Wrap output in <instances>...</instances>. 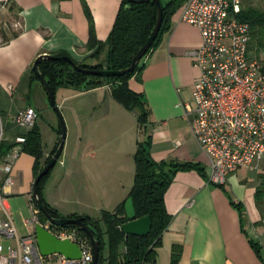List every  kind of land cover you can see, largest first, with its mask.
<instances>
[{
	"label": "crops",
	"instance_id": "1",
	"mask_svg": "<svg viewBox=\"0 0 264 264\" xmlns=\"http://www.w3.org/2000/svg\"><path fill=\"white\" fill-rule=\"evenodd\" d=\"M122 1L85 0L100 42L107 40ZM89 32L82 0H0V127L4 142L11 145L31 130L15 124L19 112L32 108L39 117L45 106L48 97L44 87L31 80L40 56L66 53L80 65L105 63L106 52L92 57L94 51H88ZM200 44L198 29L181 22L177 12L161 45L144 59L140 78L129 81V88L143 96L150 110L152 158L156 162L199 164L204 170L203 175L192 170L175 176L165 196L172 219L156 248L155 262L150 264H171L174 248L180 255L176 264H264V223L255 199L264 181V159L230 174L226 187L209 184L207 157L185 116V106L192 107L187 101L191 97L193 102V86L199 76L188 52ZM63 89L67 94L60 106L82 97H86L84 102L95 103L98 93L105 90L113 99L107 86L90 91ZM133 115V111L119 110L108 129L97 121L80 122L73 132L68 125L60 157L63 161L44 189V199L61 216L100 220L104 212L113 213L127 201L140 141L138 114ZM61 126L46 141L38 125L43 163L58 148ZM34 163L35 158L25 152L15 162L14 184L5 191L8 208L10 196L31 200ZM233 203L241 204L242 215ZM252 240L261 246L260 255Z\"/></svg>",
	"mask_w": 264,
	"mask_h": 264
},
{
	"label": "built area",
	"instance_id": "2",
	"mask_svg": "<svg viewBox=\"0 0 264 264\" xmlns=\"http://www.w3.org/2000/svg\"><path fill=\"white\" fill-rule=\"evenodd\" d=\"M243 0H186L178 11L181 22L198 29L201 44L188 52L199 76L194 83V106H185L190 131L207 157L208 183L226 187L228 176L264 159V70L263 62L249 50L251 29L241 20ZM11 90L12 87L9 86ZM38 115L29 108L19 112L15 124L32 129ZM0 127V144L3 142ZM24 136L0 163V264H93L88 238L76 230L41 220L31 196L33 231L19 236L6 205V190L14 184L15 162L23 153ZM40 226L59 240H70L81 251L80 259L62 255L42 257L35 236ZM7 242L5 252L4 243ZM55 257L52 262L51 258Z\"/></svg>",
	"mask_w": 264,
	"mask_h": 264
},
{
	"label": "trees",
	"instance_id": "3",
	"mask_svg": "<svg viewBox=\"0 0 264 264\" xmlns=\"http://www.w3.org/2000/svg\"><path fill=\"white\" fill-rule=\"evenodd\" d=\"M185 2L186 0H160L163 18L158 36L151 49L131 74L122 77L100 78L76 72L65 61L45 59L38 64L40 74L44 77L54 95L60 88L69 87L80 91H90L107 86L110 88L113 99L121 104L124 109L138 112L139 131L145 137L137 143V150L134 155L136 172L128 198L133 200L137 219L151 216L152 229L147 237H126L121 231V226L128 222L125 217V202L120 204L113 213L104 212L100 220L88 216H69L65 218L44 199V189L53 169L39 182V192L43 205L52 218L56 220L84 218V224L100 245L99 264L154 263L156 248L159 247L161 237L172 219L165 206L166 192L179 172L195 170L202 175L204 172L199 164L176 161L156 162L152 158V136L149 129L150 110L143 100V96L129 88V81L132 78H140L145 69L144 59L161 45L164 36L171 30L173 16ZM82 3L90 25L87 49L88 51H94L92 57H99L100 54L106 52L105 63L97 66H87L80 65L66 53H59L54 56L69 57L78 66L91 70L120 71L129 68L133 58L145 45L156 25L158 10L154 0H146L142 4L123 0L113 28L105 42H100L97 39L90 10L85 0H82ZM240 18L250 25L251 41L249 50L255 58L263 62L264 70V7L255 5L253 0H243V10ZM31 80L40 82L33 70L31 71ZM59 132L62 135V126ZM24 137L26 141L23 144V152L35 158L34 176L36 180L51 157L45 163L42 162L43 142L37 124ZM12 147L13 144L9 145L4 141L1 142L0 163ZM56 151L57 149L51 155L54 156ZM255 199L264 223V181H261L260 186L257 188ZM33 201L35 202L34 199ZM233 206L241 212V215L243 214L241 204L233 203ZM41 220H45L43 215H41ZM63 228L76 230L80 235L88 238L84 232L75 226ZM251 245L256 253L260 255L261 246L259 243L252 240ZM122 247L125 248L123 252L121 251ZM179 256V252L174 248L171 264H176Z\"/></svg>",
	"mask_w": 264,
	"mask_h": 264
},
{
	"label": "water",
	"instance_id": "4",
	"mask_svg": "<svg viewBox=\"0 0 264 264\" xmlns=\"http://www.w3.org/2000/svg\"><path fill=\"white\" fill-rule=\"evenodd\" d=\"M128 1L142 4L146 0H128ZM154 2L158 10V18H157L156 25L150 37L148 38L147 42L145 43V45L139 50L137 55L133 58L132 64L129 68L125 70H120V71H109L106 69L91 70V69H86L81 66H78L69 57H56L52 55L40 56L35 61L33 68H32L33 72L39 78L42 86L44 87L46 91L51 108L55 112H57L60 118L61 125H62V136H61V141L59 143L57 151L55 152L54 156H52V158L49 160V162L44 166L40 175L35 180L34 185H33L32 197L35 200V203L40 213L45 217V219L49 220L54 226H58L62 228L67 227V226H75L86 234L90 242L91 249H92L93 264H99L100 245H99V242L95 239L92 232L84 224V218L60 219V220H56L52 218L49 215V213L46 211V208L43 205V200L40 196L39 182L44 176H46L55 167V165L59 161L62 155L63 149H64L65 141H66V128H65L64 120L62 119L59 113L58 107L56 105L55 95L50 89L44 77L40 74L39 69H38V64L39 62L45 59L51 60V61H65L68 64H70V66L76 72L90 75V76H96L100 78L122 77V76L133 73L135 71L137 64L145 57V55L151 49L153 43L155 42L158 36L159 30L162 24L163 11H162L160 0H154ZM124 208H125V217L128 222L121 226V231L123 232V234L126 237L127 236L147 237L151 233V229H152L151 216H146V217L137 219V215H136V211H135L132 198L127 199V201L125 202ZM35 236L37 239V246H38L39 252L42 257L62 255L65 258L70 259V260L80 259L81 257V251L77 245L73 244L70 240H59L55 238L52 234H50L49 232H47L45 229H43L42 227L38 225L35 227Z\"/></svg>",
	"mask_w": 264,
	"mask_h": 264
},
{
	"label": "rangeland",
	"instance_id": "5",
	"mask_svg": "<svg viewBox=\"0 0 264 264\" xmlns=\"http://www.w3.org/2000/svg\"><path fill=\"white\" fill-rule=\"evenodd\" d=\"M253 3L260 7H264V0H253ZM66 94L67 93L66 91H64L63 88H60L55 94L56 105L58 107L62 119L64 120L66 128V141L68 136V125L70 126V129L73 132V130L79 127L80 122L94 123L97 121L102 122V124L108 129L111 125L109 122L118 116L119 110H125L121 105H119L116 101L110 98L109 92L107 90L98 93V98L95 103L89 104V101L84 102L83 99H86V97H82L81 99L68 100L64 102L62 106H60L59 104L62 103L64 95ZM108 99L110 100V102L113 103H109ZM187 103L192 104V107L194 106L191 97H189ZM113 106H117L119 110L114 108ZM133 114L135 118L138 112L135 110L133 111ZM37 123L41 128L43 138L46 141H48V138L51 134L54 135V129L59 128V125L61 123L60 118L57 112H55L51 108L48 98H46L45 106H43L40 110V115L37 119ZM72 132L70 133V135L72 134ZM138 135L140 140L144 139L145 137L142 133H140V131L138 132ZM62 161L63 158L59 159L58 163L53 168L47 180V183L53 176V172L61 166ZM91 192H93V190H91ZM7 202L10 208V215L12 217V220L14 221L19 236L26 237L30 235L33 231V227L31 225L27 226L25 224L26 221L32 219L33 217L32 211L30 209V201L26 198L22 201L20 200V197L10 196L7 198ZM4 246L6 252L8 243L5 242ZM55 259V257H52V262H54Z\"/></svg>",
	"mask_w": 264,
	"mask_h": 264
}]
</instances>
